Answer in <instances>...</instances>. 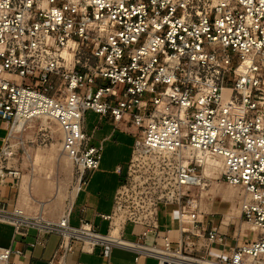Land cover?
<instances>
[{
	"label": "built area",
	"instance_id": "1",
	"mask_svg": "<svg viewBox=\"0 0 264 264\" xmlns=\"http://www.w3.org/2000/svg\"><path fill=\"white\" fill-rule=\"evenodd\" d=\"M89 110L134 137L114 209L99 214L107 231L84 217L73 225L71 208L50 220L0 206L15 235L35 228L34 247L58 234L48 264L97 246L107 257L132 250L136 262L264 264V0H0V183L20 176L9 165L16 127L43 119L59 126L82 190L102 157ZM195 150L221 159L255 237L206 217ZM22 255L0 247V264H34L12 257Z\"/></svg>",
	"mask_w": 264,
	"mask_h": 264
},
{
	"label": "rangeland",
	"instance_id": "2",
	"mask_svg": "<svg viewBox=\"0 0 264 264\" xmlns=\"http://www.w3.org/2000/svg\"><path fill=\"white\" fill-rule=\"evenodd\" d=\"M86 116V130L89 133L91 132L94 125L98 122L99 115L92 111H88ZM108 132L109 128L107 124L104 123V127L102 130L96 133V137H100L104 134H107ZM0 134L3 135L4 131H0ZM16 135L20 138L16 137L11 139V143L15 150L13 161L18 164L20 169V177H23V175L27 177L31 175L36 179H44L47 175L49 178L46 180L50 183L51 188L47 189L43 193L41 191L36 193V197L40 200L46 201L49 199H57L58 201H53L49 208H47L45 211L47 213H51L53 211L59 210L60 216H62L64 211L71 204L72 194L77 185V175L76 168L70 158L68 159L69 162L65 165V167H62L61 160H57L56 158L50 157V155L47 154V150L53 144H56V146L60 149L61 132L59 126L55 122H49L43 119L36 120L31 122L22 132L17 131ZM132 143L133 138L130 135L121 134L119 132L116 134L115 139L104 141L101 160V168L104 169V173L100 172V174H93L90 186L97 183H103L107 186L113 185V187L116 186L117 176L114 174L113 169L117 163L126 160L130 153V147L132 146ZM37 154L39 155L38 159H36ZM202 170L205 173L204 166L202 167ZM208 171L209 176L205 174V177L209 181V186L202 191V205L204 211L206 212V217L214 219L216 223H220V221L223 220V224L225 225L222 224V229H228L230 232L233 231L238 220H240L239 226L244 229V233L240 231L239 236L244 234L243 238L255 237L250 232V228L248 227L249 225L244 219L239 218L237 215L233 218V220H230V217L224 215V213L228 211L233 203L236 205L240 204V196L234 198V200H223L221 194L213 193V190L216 189L217 185L221 186L223 189L231 188L223 181L221 177L222 165L219 171L214 169H208ZM55 185L60 187V193H58V197L53 195ZM237 189L239 190L240 195V189ZM204 192H207L208 195H206ZM211 200H213V208L209 204ZM207 206L209 208H207ZM160 209V218L163 221L164 209L163 207ZM211 211L216 212V214L214 216L209 214ZM244 224H247L248 226ZM106 226L107 223L103 222L100 226V230L103 232L106 231ZM132 228L133 226L130 224L126 227V238L133 239V236L131 235ZM77 255L78 252L75 254H70L68 257L69 263L72 261V259H77ZM79 259L84 262H96V257L85 254H82ZM130 259L131 253L119 248H115L111 254V264H125V261L128 262ZM141 263L157 264L158 260L154 257L143 258Z\"/></svg>",
	"mask_w": 264,
	"mask_h": 264
},
{
	"label": "crops",
	"instance_id": "3",
	"mask_svg": "<svg viewBox=\"0 0 264 264\" xmlns=\"http://www.w3.org/2000/svg\"><path fill=\"white\" fill-rule=\"evenodd\" d=\"M104 123L107 124L109 128V132L100 137H96V133L102 130V128L104 127ZM86 127H87V116L85 122V129ZM0 131H4L5 134L4 124L1 121H0ZM118 132L121 134L130 135L133 138V143H134V137L131 134L124 132L121 129L115 128L114 124L106 117L102 118L101 120L99 119L98 122L92 128L91 132L89 133L92 135L91 142L95 145H101L103 150L104 141L115 139L116 134ZM4 134L3 135L0 134V138H2ZM133 143L131 144L132 146ZM132 146L130 147V153L126 158V160L117 163L115 165V168L113 169L114 174L117 176V181H116L117 183L115 187H113V185L107 186L104 185L103 183H97V184L92 183L93 187L90 186L91 178L93 174L95 175L100 174V172L104 173V169L101 168V160H102L101 157L99 167L90 174L87 184L82 188V190L77 192V195L74 201L72 202L70 222L73 225H78L80 222V218L84 217L85 219L92 221L99 228V230L101 224L103 222H106L107 223L106 231H107L108 221L104 220L99 214L108 215L111 214L114 209L116 192L119 186L121 185V183L125 179L127 164L129 162L132 153ZM61 151H62V147H61ZM13 159L9 161V165L19 169L18 164L15 163ZM22 179L23 177L20 176L18 178L6 177L4 181L0 183V206H4L7 209H12L13 207H19L22 208L27 214H37L39 213L37 202L33 199H30L28 195L25 198H22ZM31 195L35 199L40 200L36 197L35 191L34 192L31 191ZM240 197H241V193H240ZM209 204L213 208V200H211ZM47 208H49V206L46 207L45 210ZM45 210L43 211V215L47 219L58 220L61 217L59 210L53 211L52 213L49 212L47 213ZM230 220L233 219L230 218ZM128 225L129 224H126L125 229ZM36 232L37 231L35 228H31L26 236L15 235L13 226L10 223L0 221V247L13 246L14 248L20 250L23 254L22 256L20 257L12 256L13 259L17 262L48 264V262L53 258L55 251L58 249L60 236L54 233L49 234L46 237L45 245L38 244L32 247L30 246V243L35 240ZM131 235L133 236V239L136 238L134 234L131 233ZM115 248H119L131 253V259L128 262L125 261V264H142L141 261L143 258H149L148 256L142 255L139 258V260L136 262L134 259L136 253L134 251L116 246L111 248L110 251H108L109 254L108 257L103 255L104 251H106L107 249L101 248L100 246H97L93 252L84 251L81 250L79 247H77L75 249V253L78 252L77 255L78 258L72 259V261L69 263L68 261L69 255L75 254V253H69L65 257V263L66 264H106V263L111 264V254L113 253ZM211 252L212 254L215 253L214 251ZM224 253L227 254L228 249H226ZM82 254L96 257V262L94 261L91 263V262L81 261L79 257Z\"/></svg>",
	"mask_w": 264,
	"mask_h": 264
},
{
	"label": "bare ground",
	"instance_id": "4",
	"mask_svg": "<svg viewBox=\"0 0 264 264\" xmlns=\"http://www.w3.org/2000/svg\"><path fill=\"white\" fill-rule=\"evenodd\" d=\"M22 129H23V127H22L21 124H19L16 127V131L22 132ZM60 144H61V142H60ZM193 152H194L195 156L197 157V160L200 161V163L204 166V171H205L204 175L206 174V175L209 176L208 169H214V170L219 171V169H220V167L222 165L221 159H218V158H214L212 156H209L206 153H204L203 151L195 150ZM38 154L36 155L37 156L36 159L39 158V155ZM47 154L50 155V157L56 158L57 160H61L62 167H65V165L69 162V160H68L69 157L66 156L61 151V145H60V149H59L56 146V144H53L47 150ZM216 177H218V176H216ZM47 178H49L47 175H46V177L44 179H40V178L39 179H36V178H33L31 175H29L28 177L24 175L23 176V179H22V198H25L28 195V197L30 199L35 200L37 202L38 211H39V213L42 214L43 217H44L43 211L45 210V208L48 207V206H50V204L53 201H56L57 199H54V200L53 199H49L48 201H46V200H37V199H35L31 195V191H33V192L35 191L36 193H39L41 191L43 193L47 189H50L51 186H50V183L46 180ZM230 187L231 188L223 189L221 186L217 185L216 189L213 190V193L214 194H221V197H222L223 200H234V198L240 196L239 195V190L236 187H233V186H230ZM78 188H79V184H78V181H77L76 188H75V190H74V192L72 194L71 204L67 207V209L64 211L63 214H66L67 211L71 208L72 202H73V200L75 199V197L77 195ZM58 193H60V187L55 185L54 186L53 195L58 197V195H59ZM204 193H206V195H208L207 192H204ZM239 198H240V201H241V197H239ZM207 208H209V207L207 206ZM240 212H241V210H240V204L239 205H236L235 203H233L231 205V207L228 209V211L224 213V215L225 216H228V217H230V218L233 219L237 215L239 217ZM176 221L177 220L174 217L171 219V223L172 224H175ZM246 223L249 226L247 224H244V225L248 226L249 228H252L253 227V225L251 223H249L247 221H246ZM239 224H240V220H238L237 226H239ZM223 225H225V224H223Z\"/></svg>",
	"mask_w": 264,
	"mask_h": 264
}]
</instances>
